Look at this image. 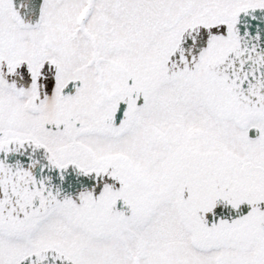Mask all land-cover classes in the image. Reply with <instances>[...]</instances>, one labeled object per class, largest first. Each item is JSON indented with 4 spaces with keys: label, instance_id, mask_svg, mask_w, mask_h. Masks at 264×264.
<instances>
[{
    "label": "snow or ice",
    "instance_id": "1",
    "mask_svg": "<svg viewBox=\"0 0 264 264\" xmlns=\"http://www.w3.org/2000/svg\"><path fill=\"white\" fill-rule=\"evenodd\" d=\"M0 264H264V0H0Z\"/></svg>",
    "mask_w": 264,
    "mask_h": 264
}]
</instances>
